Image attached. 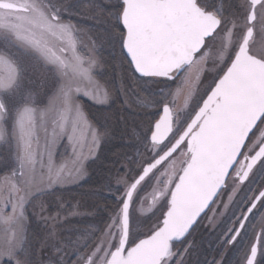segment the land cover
<instances>
[{
  "label": "snow or ice",
  "instance_id": "6c2138e0",
  "mask_svg": "<svg viewBox=\"0 0 264 264\" xmlns=\"http://www.w3.org/2000/svg\"><path fill=\"white\" fill-rule=\"evenodd\" d=\"M233 253L264 264V0H0V264Z\"/></svg>",
  "mask_w": 264,
  "mask_h": 264
},
{
  "label": "trees",
  "instance_id": "16d2710c",
  "mask_svg": "<svg viewBox=\"0 0 264 264\" xmlns=\"http://www.w3.org/2000/svg\"><path fill=\"white\" fill-rule=\"evenodd\" d=\"M103 56H104L105 60H107L109 62L108 66H107V70H108L109 74L113 78H115L117 76V74H118L119 69L112 67V65L115 64V63H118V62L112 60L110 52L107 51V50H105L103 52ZM38 83H40V81H38ZM93 111H95V109H93ZM120 143L121 142L118 140L112 145L102 146L101 147L99 158L96 160V162L94 164L91 165V167L89 169V172H90V175H91V179L88 181L87 184L84 185L83 188L73 187L72 189H70L66 193V196H67L68 199L71 200V199L75 198L77 200H84V201L87 200V197H85L83 195V193H85V192L89 191L90 189L94 188L95 186H97L101 182L102 177H103L104 172H105V169H106V166H107L108 159L111 156V152L115 148H117ZM210 239L211 238H209V237H207L205 235V243H204V246H203V249H202V251L203 250H208V252L211 253L208 256L209 259H211V256L215 255V253L212 252L211 249H209V247H208ZM234 257H235V254L233 253L231 256L226 255L225 259L231 260L233 262V264H234Z\"/></svg>",
  "mask_w": 264,
  "mask_h": 264
},
{
  "label": "rangeland",
  "instance_id": "374dc122",
  "mask_svg": "<svg viewBox=\"0 0 264 264\" xmlns=\"http://www.w3.org/2000/svg\"><path fill=\"white\" fill-rule=\"evenodd\" d=\"M44 69L41 68L40 66H37L35 69L32 70V80L36 83L39 84L38 81H41L43 77ZM178 104L183 103V97H180L177 101ZM151 193H152V187L151 185H146L143 192L141 193V196L144 197L143 200V206L146 215H150L151 213L147 211L149 204H150V198H151ZM141 230H144L141 228Z\"/></svg>",
  "mask_w": 264,
  "mask_h": 264
}]
</instances>
